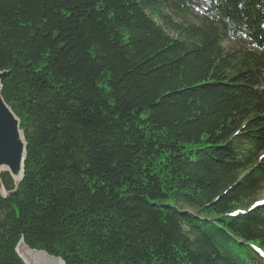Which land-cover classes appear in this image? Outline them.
I'll use <instances>...</instances> for the list:
<instances>
[{
	"label": "trees",
	"instance_id": "obj_1",
	"mask_svg": "<svg viewBox=\"0 0 264 264\" xmlns=\"http://www.w3.org/2000/svg\"><path fill=\"white\" fill-rule=\"evenodd\" d=\"M0 71V264H264V0H0Z\"/></svg>",
	"mask_w": 264,
	"mask_h": 264
},
{
	"label": "water",
	"instance_id": "obj_2",
	"mask_svg": "<svg viewBox=\"0 0 264 264\" xmlns=\"http://www.w3.org/2000/svg\"><path fill=\"white\" fill-rule=\"evenodd\" d=\"M4 75L5 72L0 71V195L2 197L8 193L3 187L1 175L7 173L13 180L14 186L17 187L23 178L26 159V143L24 132L20 128V121L1 95V81ZM17 252L25 264H57V262L65 264L60 257L31 249L22 241L17 245ZM42 257L45 261L40 259Z\"/></svg>",
	"mask_w": 264,
	"mask_h": 264
},
{
	"label": "rangeland",
	"instance_id": "obj_3",
	"mask_svg": "<svg viewBox=\"0 0 264 264\" xmlns=\"http://www.w3.org/2000/svg\"><path fill=\"white\" fill-rule=\"evenodd\" d=\"M198 15L199 14L196 11H194L192 14L187 15L185 17V20L197 24L199 22L198 21ZM172 20H174L175 22L180 21L178 18H174V17L172 18ZM164 29L170 35L176 36L175 33L173 31H171L170 29H167L166 27H164ZM222 45L225 46L227 49H232V50L235 48L242 47L238 43L231 42V41L223 42ZM262 200H264V183L262 184L260 190L257 192V194L255 195V197L253 199V201H262Z\"/></svg>",
	"mask_w": 264,
	"mask_h": 264
},
{
	"label": "snow or ice",
	"instance_id": "obj_4",
	"mask_svg": "<svg viewBox=\"0 0 264 264\" xmlns=\"http://www.w3.org/2000/svg\"><path fill=\"white\" fill-rule=\"evenodd\" d=\"M262 159H264V157H262ZM259 203H261V204H264V200H262V201H259ZM253 207H256V205H253ZM230 215H233V216H235L236 215V213H230ZM257 251H260L259 249H257ZM261 255H264V252H262L261 253Z\"/></svg>",
	"mask_w": 264,
	"mask_h": 264
},
{
	"label": "bare ground",
	"instance_id": "obj_5",
	"mask_svg": "<svg viewBox=\"0 0 264 264\" xmlns=\"http://www.w3.org/2000/svg\"><path fill=\"white\" fill-rule=\"evenodd\" d=\"M36 258H38V257H36ZM36 258H35V259H36ZM40 259H42V260H44V261H45V258H44V257H42V258H40ZM57 264H60V263H59V262H57Z\"/></svg>",
	"mask_w": 264,
	"mask_h": 264
}]
</instances>
